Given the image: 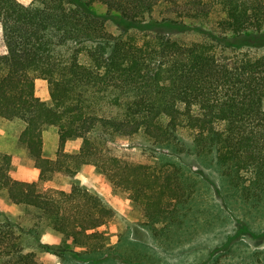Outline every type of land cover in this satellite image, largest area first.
I'll use <instances>...</instances> for the list:
<instances>
[{
  "label": "trees",
  "instance_id": "1",
  "mask_svg": "<svg viewBox=\"0 0 264 264\" xmlns=\"http://www.w3.org/2000/svg\"><path fill=\"white\" fill-rule=\"evenodd\" d=\"M185 32L201 39L174 38ZM37 78L50 105L35 95ZM0 117L24 122L18 142L39 182L70 179L67 189L13 179L0 152V194L62 236L43 243L0 212V264H44L41 252L63 264H100L111 253L124 264H160L149 254L161 260L188 235L199 179L207 180L116 137L194 154L233 196L264 204V0H0ZM48 126L58 134L53 159L42 155ZM74 139L78 151L65 152ZM84 165L128 193L160 252L122 236L109 244L100 228L113 211L76 178ZM251 258L235 264H264Z\"/></svg>",
  "mask_w": 264,
  "mask_h": 264
},
{
  "label": "rangeland",
  "instance_id": "2",
  "mask_svg": "<svg viewBox=\"0 0 264 264\" xmlns=\"http://www.w3.org/2000/svg\"><path fill=\"white\" fill-rule=\"evenodd\" d=\"M18 1L29 5L33 0ZM107 27L109 30L114 28L110 23ZM174 38L181 41L201 39L200 35L194 32L174 35ZM35 95L46 104H51L47 83L41 78L35 79ZM24 126V122L19 119L7 120L0 117V152L10 156V176L16 180L38 182L42 189H67L70 179L64 175H57L53 180L46 182L38 181L39 170L35 167L34 160L18 142ZM44 132L48 150L51 152L57 128L48 126ZM116 142L124 146L130 144L135 150H146L153 161L159 157L182 161L191 165L189 167L192 170L199 171L207 180L202 182L199 179L198 190L191 203V221L186 223L188 226H183L188 229V235L181 237L180 243L173 244L172 251L163 253L164 262L155 254H149L151 259L159 260L160 264H205L218 258L222 264H235L248 262L255 252L264 258V204L252 206L238 199L236 195L233 196L214 165L207 166L194 154L171 155L170 151L152 145L141 135L130 138L117 136ZM80 144L81 139L69 140L63 149L67 153H75ZM55 148L56 154L58 143ZM22 157L31 158L33 163L29 165ZM11 160L15 163L11 164ZM75 176L90 192L99 195L113 211L108 223L100 228L106 234L110 245H114L117 238L122 236L126 240H140L160 252L147 229L140 225L139 210L131 202L128 193L114 188L92 165L82 166ZM0 212L32 228L43 243L57 244L61 241L62 236L50 231L32 211L11 203L3 194H0ZM55 235L61 237L57 239ZM54 240L57 241L53 243ZM100 264L124 263L111 253L109 259Z\"/></svg>",
  "mask_w": 264,
  "mask_h": 264
},
{
  "label": "crops",
  "instance_id": "3",
  "mask_svg": "<svg viewBox=\"0 0 264 264\" xmlns=\"http://www.w3.org/2000/svg\"><path fill=\"white\" fill-rule=\"evenodd\" d=\"M44 131L42 133V140H43V145H42V155L46 158H50L53 159L55 157V146L57 147V143H58V134L56 133L55 136L53 137V148L51 149V152L48 150V145H47V141L44 138ZM54 144H56L54 146ZM23 159H25L29 165L33 163V160L31 158H26V157H22ZM17 159V158H16ZM15 159V160H16ZM14 160H11V164H14ZM19 167V166H18ZM36 171H35V175H36ZM56 238L58 239V237L60 238V235H55ZM57 240H54V242H56ZM39 259L41 262H43L44 264H63L60 260V258L54 254L48 253V252H41L39 254Z\"/></svg>",
  "mask_w": 264,
  "mask_h": 264
}]
</instances>
